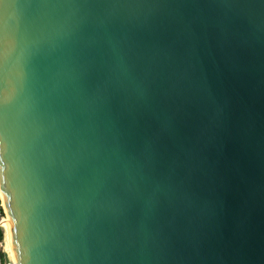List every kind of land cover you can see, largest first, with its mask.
Listing matches in <instances>:
<instances>
[{"label": "water", "instance_id": "95a60500", "mask_svg": "<svg viewBox=\"0 0 264 264\" xmlns=\"http://www.w3.org/2000/svg\"><path fill=\"white\" fill-rule=\"evenodd\" d=\"M14 264H264V0H0Z\"/></svg>", "mask_w": 264, "mask_h": 264}, {"label": "bare ground", "instance_id": "6f19581e", "mask_svg": "<svg viewBox=\"0 0 264 264\" xmlns=\"http://www.w3.org/2000/svg\"><path fill=\"white\" fill-rule=\"evenodd\" d=\"M4 204V201H3ZM4 230L6 232L5 238H6V252L9 253V256L13 262L15 263V257H14V252H13V246L11 243V225L8 219L4 220Z\"/></svg>", "mask_w": 264, "mask_h": 264}, {"label": "built area", "instance_id": "2783aa9c", "mask_svg": "<svg viewBox=\"0 0 264 264\" xmlns=\"http://www.w3.org/2000/svg\"><path fill=\"white\" fill-rule=\"evenodd\" d=\"M6 212H5V207L4 204L2 202V200L0 199V229H4V220H6ZM4 240L6 241V238H4ZM3 253H6L4 246H3V240L0 241V264H3ZM10 264V263H8Z\"/></svg>", "mask_w": 264, "mask_h": 264}, {"label": "trees", "instance_id": "16d2710c", "mask_svg": "<svg viewBox=\"0 0 264 264\" xmlns=\"http://www.w3.org/2000/svg\"><path fill=\"white\" fill-rule=\"evenodd\" d=\"M3 239H4V233H3V230L0 229V241H2ZM2 260H3V264H8L7 253H3Z\"/></svg>", "mask_w": 264, "mask_h": 264}, {"label": "rangeland", "instance_id": "374dc122", "mask_svg": "<svg viewBox=\"0 0 264 264\" xmlns=\"http://www.w3.org/2000/svg\"><path fill=\"white\" fill-rule=\"evenodd\" d=\"M3 233H4V238H5L6 232H5L4 229H3ZM3 246H4L5 251H7L6 250V241L4 239H3ZM6 253H7V257H8V263L13 264V262H12L10 256H9V253L8 252H6Z\"/></svg>", "mask_w": 264, "mask_h": 264}]
</instances>
